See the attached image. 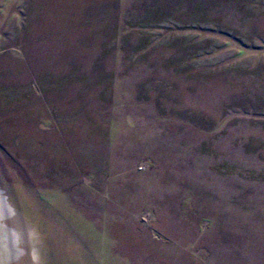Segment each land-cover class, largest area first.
<instances>
[{
  "label": "rangeland",
  "instance_id": "rangeland-1",
  "mask_svg": "<svg viewBox=\"0 0 264 264\" xmlns=\"http://www.w3.org/2000/svg\"><path fill=\"white\" fill-rule=\"evenodd\" d=\"M0 264H264V0H0Z\"/></svg>",
  "mask_w": 264,
  "mask_h": 264
}]
</instances>
